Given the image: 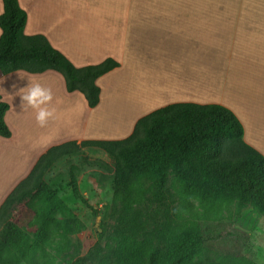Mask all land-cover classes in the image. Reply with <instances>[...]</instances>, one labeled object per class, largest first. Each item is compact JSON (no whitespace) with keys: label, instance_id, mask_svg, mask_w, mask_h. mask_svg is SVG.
Here are the masks:
<instances>
[{"label":"trees","instance_id":"16d2710c","mask_svg":"<svg viewBox=\"0 0 264 264\" xmlns=\"http://www.w3.org/2000/svg\"><path fill=\"white\" fill-rule=\"evenodd\" d=\"M3 3L0 77L17 71H56L65 79L68 92H81L90 108L97 107L101 94L97 80L120 63L109 58L77 68L46 37L25 33L27 13L18 0ZM9 109L0 96L3 138L12 136L5 121ZM243 136L239 118L222 105L175 103L139 119L126 139L69 141L51 147L0 206V264H52L47 245L58 236L66 242L87 229L46 181L55 164L83 155L87 148L102 150L115 160L110 210L116 224L109 236L111 254L97 244L77 257L75 264H138L126 244L139 240L150 245L145 264H194L205 253L200 222L220 221L226 213L231 217L233 210L239 214L250 206L264 213V156ZM87 161L106 166L102 161ZM76 170L77 166L70 167L73 194L89 206ZM21 211L33 214L41 226L37 236L16 221ZM167 254L174 256L168 259ZM197 264L257 263L228 255Z\"/></svg>","mask_w":264,"mask_h":264},{"label":"crops","instance_id":"0c3cea01","mask_svg":"<svg viewBox=\"0 0 264 264\" xmlns=\"http://www.w3.org/2000/svg\"><path fill=\"white\" fill-rule=\"evenodd\" d=\"M18 2L27 13L25 33L46 37L77 68L109 58L120 67L97 80L95 108L81 92H68L56 71L0 77L12 131L0 136V206L51 147L126 139L139 119L175 103L230 109L243 124V141L264 156V0ZM30 81L53 95L45 127L22 107L19 92Z\"/></svg>","mask_w":264,"mask_h":264},{"label":"rangeland","instance_id":"374dc122","mask_svg":"<svg viewBox=\"0 0 264 264\" xmlns=\"http://www.w3.org/2000/svg\"><path fill=\"white\" fill-rule=\"evenodd\" d=\"M87 160L102 161L106 166L91 164ZM72 165L77 166L75 174L81 181L80 184L78 179L82 194L89 206L94 207L98 213L75 198L70 180ZM114 166L115 160L104 151L87 148L83 155L62 159L46 175L48 184L87 226L85 231L66 242L58 236L52 244L47 245L52 255V264H75L77 257L85 256L97 244L106 247L107 252L110 250L112 242L109 236L116 224L110 210L114 195ZM228 215L226 213V218L220 221L200 222V235L205 253L194 259V264L228 255L244 256L257 264H264V213L250 206L239 214H235L233 210L232 216ZM17 216L16 221L22 224L29 234L37 236L41 226L33 214L21 211ZM62 247L66 250H61ZM129 247L132 249L131 253L133 252L132 257L139 261L138 264H145L150 245L139 240L133 244L128 242L126 249ZM167 256L171 259L174 255Z\"/></svg>","mask_w":264,"mask_h":264},{"label":"clouds","instance_id":"9594fccd","mask_svg":"<svg viewBox=\"0 0 264 264\" xmlns=\"http://www.w3.org/2000/svg\"><path fill=\"white\" fill-rule=\"evenodd\" d=\"M22 107L35 111V120L40 127H45L54 117V110L49 107L53 102L52 92L40 83H32L20 90Z\"/></svg>","mask_w":264,"mask_h":264}]
</instances>
